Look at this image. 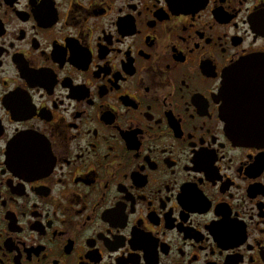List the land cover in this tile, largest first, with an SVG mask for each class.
Returning a JSON list of instances; mask_svg holds the SVG:
<instances>
[{"label": "flooded vegetation", "instance_id": "flooded-vegetation-1", "mask_svg": "<svg viewBox=\"0 0 264 264\" xmlns=\"http://www.w3.org/2000/svg\"><path fill=\"white\" fill-rule=\"evenodd\" d=\"M249 58L264 0H0V264H264Z\"/></svg>", "mask_w": 264, "mask_h": 264}, {"label": "water", "instance_id": "water-1", "mask_svg": "<svg viewBox=\"0 0 264 264\" xmlns=\"http://www.w3.org/2000/svg\"><path fill=\"white\" fill-rule=\"evenodd\" d=\"M240 66L237 68V72L242 73L245 70H249L253 67L250 66H258V64L264 65V58H249L245 59L239 62ZM239 70V71H238ZM256 70H263V68L260 67V69L256 68ZM232 81H231V72L229 71L224 75V81H223V87L221 91V97L224 101V104L226 105L227 97L229 94V89L231 88ZM235 86H237V83H235ZM224 115L228 117L227 110L225 108ZM233 136L236 141L239 143H248V142H258L262 141L264 142V134L255 135V134H247V133H233Z\"/></svg>", "mask_w": 264, "mask_h": 264}]
</instances>
